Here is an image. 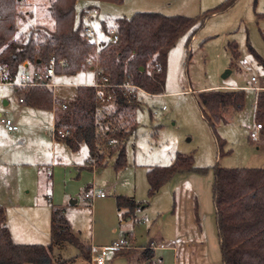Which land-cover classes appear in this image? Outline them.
<instances>
[{"label": "rangeland", "instance_id": "rangeland-1", "mask_svg": "<svg viewBox=\"0 0 264 264\" xmlns=\"http://www.w3.org/2000/svg\"><path fill=\"white\" fill-rule=\"evenodd\" d=\"M222 1L122 0L114 3L78 0L75 22L79 24L81 10L89 5L95 6L100 13L98 20L91 24L98 32L102 20L113 29L116 18H129L135 12L201 18L205 11ZM48 3L49 0H23L17 8L32 13L28 19L32 25L50 26L52 21L45 16ZM85 26L83 22L82 27ZM263 34L264 0H236L229 9L206 17L190 39L188 34L179 37L166 52L163 93L143 91L141 94L142 105L135 112L137 127L125 142L126 165L119 170L113 167L115 155L99 169L88 165L89 151L85 144L74 151L63 141L52 140V107L57 117L60 113L64 115L66 110L59 104L66 101L69 107L76 87H57L55 97L52 93L49 95V109L20 104V94L14 92V86L2 83V113L18 125L24 136L22 161L10 166V175L12 180L21 179V183L28 180L30 170L34 177V185L20 186L12 200L6 199L13 220V240L49 243L51 206L48 200L49 196L53 200V187L47 167L52 164L56 175L65 176L71 194L63 206V215L81 240L90 238L93 231L108 236L105 223L93 224L90 204L83 197L87 189L93 188L104 192L107 199L122 194L133 197L140 205L134 218L120 224L131 232L136 247H145L151 238L173 242L174 250L158 244L161 247L155 252L157 262L161 255V264H221L212 198L213 168L216 165L264 168V133L261 131L255 140L249 138V132L256 124L257 90L249 88L251 77L257 79L256 84H264ZM233 41L239 53L236 60L227 49V43ZM225 71L228 72L223 76ZM56 80L81 84L92 82L94 74L84 68L73 76L60 74ZM210 89H243L245 95L242 107L227 112L225 120L218 123L215 130L209 127L197 104L198 94ZM3 100L8 103L4 105ZM177 153L191 155L194 165L206 170L176 174L150 195L147 170L169 165ZM37 162L47 166L46 183H42V177L37 173ZM71 199L76 203L71 204ZM77 254L78 248L70 244L53 250L56 259H70V264H90V253L86 248L81 255ZM105 264L147 262L138 251L132 250L111 254Z\"/></svg>", "mask_w": 264, "mask_h": 264}, {"label": "trees", "instance_id": "trees-1", "mask_svg": "<svg viewBox=\"0 0 264 264\" xmlns=\"http://www.w3.org/2000/svg\"><path fill=\"white\" fill-rule=\"evenodd\" d=\"M77 1L49 0L45 16L52 23L48 26L28 22L32 13L17 8L23 0H0V67L6 68V79L13 81L23 62L43 69L54 57L65 62L63 67L56 66L57 76L67 77L84 68L88 70L84 60L92 55L109 86L103 88L100 95L94 87L76 86L65 114L60 113L58 117L56 114L52 134L72 150L85 144L90 166L101 168L115 155L113 167L119 170L126 165L125 142L137 127L135 112L142 105L141 94L143 91L163 93L168 49L183 34H188L190 39L206 17L229 9L236 0H223L205 11L201 18L159 12H135L129 18L118 17L114 20L116 42L98 48L85 38L82 27L85 9L94 6L81 10L77 25ZM90 1L121 3L122 0ZM100 28L105 34L111 29L104 21ZM227 49L236 60L237 44L228 42ZM256 59L261 62L257 55ZM15 90L30 105L50 109L49 88L24 86ZM244 96L243 89H210L198 94L197 104L209 127L215 130V126L225 120L229 108L235 111L242 107ZM254 115L264 130V90L256 94ZM58 129L66 132L64 138L57 135ZM213 169L212 198L221 264H264V168L216 165ZM204 170L206 168L194 165L191 155L177 153L169 165L147 170L148 193L154 194L176 174ZM115 201L121 219L133 216L139 206L133 197L122 194H117ZM65 244L78 248L79 255L83 252V243L69 229L60 208H52L48 244L14 243L0 208V264H67L70 259L53 256L54 248ZM152 254V249L146 247L142 258L149 261Z\"/></svg>", "mask_w": 264, "mask_h": 264}, {"label": "crops", "instance_id": "crops-1", "mask_svg": "<svg viewBox=\"0 0 264 264\" xmlns=\"http://www.w3.org/2000/svg\"><path fill=\"white\" fill-rule=\"evenodd\" d=\"M99 15H100V13H99ZM107 26H109V25H107ZM22 64H23V67H27L29 69L32 68V66L27 61L23 62ZM56 77H55V80H56ZM1 84L2 83H0V85ZM4 84H6V83H4ZM252 84L253 83L251 81L250 86ZM259 86L264 87V84L260 83ZM15 89H16V86H14V92L17 93ZM261 90H264V89L257 90V92L261 91ZM255 98H256V96H255ZM3 101H4V105H6L8 103L7 100H3ZM18 101L20 104H24V105L26 104V105L32 106L24 100V97L22 94H20ZM2 110H3V108L0 104V118L2 116H5V114L2 113L3 112ZM52 111H53V119L55 122L56 113H55V109H53V107H52ZM254 111H255V109H254ZM5 112L9 115L8 110H6ZM228 112L231 113L232 108H229ZM13 123H15V122L13 121ZM53 125H54V123H53ZM263 133H264V130H263ZM51 138H52V140H60V139L53 138V134L51 135ZM61 141H63V140H61ZM23 143H24V136L19 131L18 125H17L16 130L10 131V130H7L2 125V123L0 122V208H2L4 211L5 224L9 230L11 240L14 243H24V242H17V241H14L12 238L13 226L11 223L13 220H11L10 212L7 209L8 204L6 202V199L12 200L14 198L15 190H17V188H19L20 186L31 187L32 185H34V183H33L34 177L30 173L31 170L29 171V174H30L29 178L25 183H21V179L19 181H16L14 179L12 180V177L10 175V166L16 161H22L21 156L24 153V150L22 149ZM46 167L47 166L45 164H43V163L41 164V163L37 162V173L39 174V176L42 177V183H46V179H47ZM47 168L50 170V172L48 174V178L51 180V184H52L51 188L53 187V200H52V197H50V196H49V200H48V202L50 203V206H51V212H52V208L56 207V208H60L61 211L64 212V215H65V210H64L63 206H64V204L67 203L66 201L71 195L70 191L66 187L65 176L64 175L60 176V174L56 175V168H52V164H49ZM99 169H101V168H99ZM30 183H33V184H30ZM56 186H58L57 192L54 191V188H56ZM91 191H94V189L93 188L92 189L90 188V190L87 189L84 192L83 197L90 204L93 224H95L97 226L100 222L105 223L108 226L107 229L105 230V232H107L108 236L104 237V236L98 235V233H95L93 231L90 238L85 239L84 241L78 237L80 239V241L83 243L84 248H86V250L89 251V253H90V248L92 246H107V245H111L112 243L117 241V242L122 243V247L119 248L118 250L109 251L107 253V258L111 254H113V255L118 254V253L121 254V253H126V252L132 251V250L138 251L140 256L142 257L143 250L146 247H149L152 249L153 254H152V257L149 259V261L145 260L147 262V264H149V262L151 264H161L163 262V258L161 255H160L158 262L155 259V252L157 249L159 250V247H161V246H158V244L159 245L163 244L164 248H172V250H174L173 242L171 240L163 241V238H161V239L157 238L155 240L153 238H151L145 247H140V248L136 247L134 245L131 232L129 230H125L124 228H122L120 224L127 219H130L132 217L134 218L136 211L138 210L140 205L135 210V213L133 216L125 218V219H121V217H120L121 211L119 212V210L117 209L116 201H115V196L117 194L114 196V199H107L106 195H104L102 197L97 196V197H94L92 200H89L86 198L85 193H87V192L90 193ZM26 192H28V190H26ZM55 193H56V196H54ZM70 203L75 204L76 200L71 199ZM65 219H66V222H67L69 229L71 230V226L69 224L68 219L66 217H65ZM50 222H51V213H50ZM49 236H50V228H49ZM29 243L41 244L38 242H29ZM71 263H73V262H71ZM28 264H31V263H28ZM67 264H70V263H67Z\"/></svg>", "mask_w": 264, "mask_h": 264}, {"label": "built area", "instance_id": "built-area-1", "mask_svg": "<svg viewBox=\"0 0 264 264\" xmlns=\"http://www.w3.org/2000/svg\"><path fill=\"white\" fill-rule=\"evenodd\" d=\"M98 18H99V11L95 6L85 9L82 18L84 24L86 25L85 27H83V34L85 38L92 41L97 48L104 44L114 43L117 40V35L115 33L114 28L109 29V33L105 34L104 31H102L101 29H99L97 32L91 26V24L94 21H97ZM102 37H106V38L104 39ZM84 64L86 65L87 68L89 67L88 70L92 71L94 74V80L92 82H84L81 84L57 82L55 80V77L57 76L55 68L56 66L63 67L65 65V62L63 59H56L52 57L49 59L47 66L44 67L43 69H35V68L29 69L27 67H23L22 64V69H20L17 78L13 81H8L6 79V68L0 67V83L10 84L16 87L44 86L51 90L53 97H55L56 88L60 86H72V87L73 86L76 87L78 85L91 86L97 90L98 95L103 94V88L109 86L107 77L100 73V70L97 68L95 64V60L93 56H87L84 60ZM251 81L253 84L249 86L250 88H253L255 90L264 89V87L259 86V84H256L257 79L254 76L251 77ZM107 98L110 99L111 95H108ZM59 106L63 110L68 109V104L66 101L60 102ZM0 122L7 130L11 131L17 129V125L13 123V121L8 117L2 116L0 118ZM52 131L54 132V127ZM261 131H263V125L260 122H256L255 126L249 132V138L251 140L257 139ZM57 135L60 138H64L66 132L61 129H58ZM104 195L105 194L102 191H91L90 193L89 192L85 193L86 198L89 200H92L94 197L97 196L102 197ZM161 246H163V244H161ZM121 247H122V243L117 241L107 246H92L90 248V264H105L107 259V253L109 251L118 250Z\"/></svg>", "mask_w": 264, "mask_h": 264}, {"label": "water", "instance_id": "water-1", "mask_svg": "<svg viewBox=\"0 0 264 264\" xmlns=\"http://www.w3.org/2000/svg\"><path fill=\"white\" fill-rule=\"evenodd\" d=\"M140 69H143V67H140ZM227 72H228V71H225L224 74H223V76H225V75H226L225 73H227Z\"/></svg>", "mask_w": 264, "mask_h": 264}]
</instances>
